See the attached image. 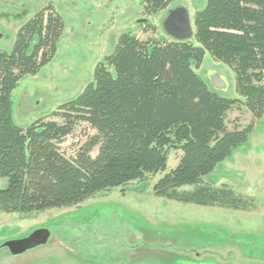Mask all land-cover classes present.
Returning a JSON list of instances; mask_svg holds the SVG:
<instances>
[{
  "label": "trees",
  "instance_id": "trees-1",
  "mask_svg": "<svg viewBox=\"0 0 264 264\" xmlns=\"http://www.w3.org/2000/svg\"><path fill=\"white\" fill-rule=\"evenodd\" d=\"M141 1L144 13L154 15L174 0ZM193 25L197 44L192 37L122 33L76 98L26 127L12 122V91L51 61L64 22L48 5L21 25L11 49L0 50V178L7 180L0 210L29 214L77 206L157 173L163 175L152 188L156 197L248 210V200L231 187L203 177L244 144L264 117V0H205ZM206 52L233 71L240 98L220 95L198 75ZM239 102L252 120L228 129L226 111ZM81 123L95 134L66 156L60 143ZM172 148L181 155L167 170Z\"/></svg>",
  "mask_w": 264,
  "mask_h": 264
},
{
  "label": "rangeland",
  "instance_id": "rangeland-1",
  "mask_svg": "<svg viewBox=\"0 0 264 264\" xmlns=\"http://www.w3.org/2000/svg\"><path fill=\"white\" fill-rule=\"evenodd\" d=\"M48 5L62 17L64 29L51 61L37 74L24 76L12 91L11 118L21 127L76 98L122 33L170 39L162 22L177 6L188 13L193 32L195 13L205 0H174L154 15L144 13L141 0H8L0 2V50L9 51L21 25ZM196 72L209 86L211 72L223 76L227 89L219 94L240 98L233 71L208 52ZM251 120L242 102L226 111L228 129L243 128ZM94 134L81 123L60 147L72 156ZM180 155L178 148L168 150L167 170L177 165ZM161 175H148L123 192L115 188L99 193L77 206L29 214L0 210V264H264V117L255 121L244 144L203 177L231 187L248 200V210L156 197L152 188ZM6 184L0 178V188ZM40 228L50 232L44 245L17 255L1 246Z\"/></svg>",
  "mask_w": 264,
  "mask_h": 264
},
{
  "label": "water",
  "instance_id": "water-1",
  "mask_svg": "<svg viewBox=\"0 0 264 264\" xmlns=\"http://www.w3.org/2000/svg\"><path fill=\"white\" fill-rule=\"evenodd\" d=\"M7 3L8 0H0ZM164 31L173 39L185 40L192 36V29L188 13L180 6L169 10L162 22ZM209 79L215 88L226 89V79L215 72H211ZM50 237L47 229L40 228L32 231L28 236L20 239L7 240L1 246L6 247L12 255L21 254L29 249L44 245Z\"/></svg>",
  "mask_w": 264,
  "mask_h": 264
},
{
  "label": "bare ground",
  "instance_id": "bare-ground-1",
  "mask_svg": "<svg viewBox=\"0 0 264 264\" xmlns=\"http://www.w3.org/2000/svg\"><path fill=\"white\" fill-rule=\"evenodd\" d=\"M178 7V6H177ZM172 9V8H171ZM170 10V9H169ZM169 10H168V12H169ZM166 18V17H165ZM191 29H192V27H191ZM168 35V34H167ZM192 35H193V32H192ZM169 36V35H168ZM170 37V36H169ZM171 38V37H170ZM190 38V37H189ZM173 39V38H172ZM188 39V38H187ZM209 82H210V87H211V89H213L214 91H216V92H220V91H225L226 89H227V87H226V89H221V88H215L214 86H213V84L211 83V81H210V79H209Z\"/></svg>",
  "mask_w": 264,
  "mask_h": 264
}]
</instances>
